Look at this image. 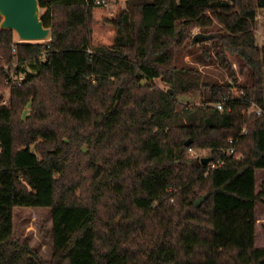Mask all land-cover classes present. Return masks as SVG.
<instances>
[{"label": "trees", "instance_id": "16d2710c", "mask_svg": "<svg viewBox=\"0 0 264 264\" xmlns=\"http://www.w3.org/2000/svg\"><path fill=\"white\" fill-rule=\"evenodd\" d=\"M37 1L47 41L0 28V264H264V115L248 113L264 109V0ZM199 87L208 99L179 105ZM17 207L51 209L50 259L15 235Z\"/></svg>", "mask_w": 264, "mask_h": 264}, {"label": "rangeland", "instance_id": "374dc122", "mask_svg": "<svg viewBox=\"0 0 264 264\" xmlns=\"http://www.w3.org/2000/svg\"><path fill=\"white\" fill-rule=\"evenodd\" d=\"M126 0H108L106 3V10L108 12H113L116 6L125 5ZM40 13L43 14V9H40ZM201 32L199 27H195L192 30V36ZM254 32L256 35V41L258 44H264V8L256 9V19L254 23ZM14 40H19L17 34H13ZM49 39L43 40L45 42ZM186 63L196 66L204 74H208L212 77H216L218 80L225 78V71L217 65L202 64L198 61L192 59L190 56H184ZM25 69L28 72H32L33 69L26 64ZM224 72V74H223ZM12 79H16V74L11 72ZM227 79V77L225 78ZM20 78L17 77V82ZM155 84L165 89L166 85L156 78L153 80ZM8 90V89H7ZM6 90V100L8 91ZM210 89L209 87H199L191 89L186 92H181L177 95L179 100V105L184 104H198L209 98ZM28 113V107L23 113V116ZM209 152L206 148H195L192 152H187V157L194 158L196 156H205ZM189 164V163H187ZM257 171V185L264 188V170ZM261 184V185H260ZM198 198H195L197 200ZM263 202L257 203L255 208V245L264 246V196L262 198ZM51 209L48 207H17L14 209V230L15 235L21 239H25L28 243L36 248L39 254L45 258H51V245H52V234H51Z\"/></svg>", "mask_w": 264, "mask_h": 264}, {"label": "water", "instance_id": "95a60500", "mask_svg": "<svg viewBox=\"0 0 264 264\" xmlns=\"http://www.w3.org/2000/svg\"><path fill=\"white\" fill-rule=\"evenodd\" d=\"M40 6L37 0H0V28L13 30L19 41H43L50 36V29L41 20ZM212 34L197 32L192 36V42H203L211 39ZM189 144V140L185 145ZM210 157L202 159L206 164ZM205 196L199 197L194 204L197 206Z\"/></svg>", "mask_w": 264, "mask_h": 264}, {"label": "built area", "instance_id": "2783aa9c", "mask_svg": "<svg viewBox=\"0 0 264 264\" xmlns=\"http://www.w3.org/2000/svg\"><path fill=\"white\" fill-rule=\"evenodd\" d=\"M95 3L97 4H105L107 5L106 3V0H94ZM12 77V76H11ZM17 77L20 78V80L22 79V75L19 74L18 76H16V79H12L13 82H17ZM231 93H232V96L235 97V98H241L243 95H244V91L243 90H239L237 87L235 86H232L231 87ZM224 101H228L227 98H223L222 101H217L214 103V105L219 109V110H222L223 109V106H224ZM251 112V113H256L257 115H264V109L261 108L260 106H257V105H254V104H251L249 107H248V113ZM241 133H245V128H243L241 130ZM230 141H232V139H230ZM189 152H192L193 151V148H188ZM229 154H235V149L232 147L230 150H229ZM209 167L210 168H214L216 167V164L215 163H209ZM205 175H207V172L205 173Z\"/></svg>", "mask_w": 264, "mask_h": 264}]
</instances>
